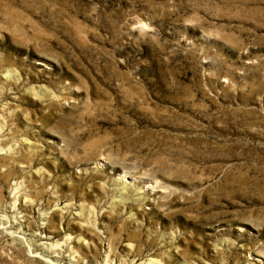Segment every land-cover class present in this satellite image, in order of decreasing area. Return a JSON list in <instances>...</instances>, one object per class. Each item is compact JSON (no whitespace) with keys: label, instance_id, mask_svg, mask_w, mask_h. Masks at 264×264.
<instances>
[{"label":"rangeland","instance_id":"1","mask_svg":"<svg viewBox=\"0 0 264 264\" xmlns=\"http://www.w3.org/2000/svg\"><path fill=\"white\" fill-rule=\"evenodd\" d=\"M0 264H264V0H0Z\"/></svg>","mask_w":264,"mask_h":264}]
</instances>
